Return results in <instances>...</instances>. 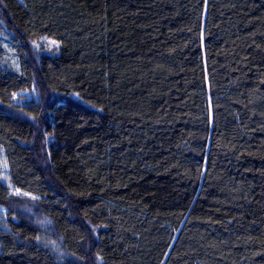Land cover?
Instances as JSON below:
<instances>
[{
  "label": "trees",
  "instance_id": "1",
  "mask_svg": "<svg viewBox=\"0 0 264 264\" xmlns=\"http://www.w3.org/2000/svg\"><path fill=\"white\" fill-rule=\"evenodd\" d=\"M0 35V264H264V0H0Z\"/></svg>",
  "mask_w": 264,
  "mask_h": 264
},
{
  "label": "rangeland",
  "instance_id": "2",
  "mask_svg": "<svg viewBox=\"0 0 264 264\" xmlns=\"http://www.w3.org/2000/svg\"><path fill=\"white\" fill-rule=\"evenodd\" d=\"M0 45H2L1 48H3L7 52V54L10 57H12L13 63L19 69L18 62L14 58L15 54H14L13 50L11 49L9 40L4 35H0ZM5 163L7 165L6 168H5ZM7 180H8V164H7L6 157L4 155L3 149L0 148V183L6 182ZM12 191L13 192L22 193V191H19L17 189L15 190L14 188H12ZM2 212H4V214H5L6 210L2 209Z\"/></svg>",
  "mask_w": 264,
  "mask_h": 264
},
{
  "label": "snow or ice",
  "instance_id": "3",
  "mask_svg": "<svg viewBox=\"0 0 264 264\" xmlns=\"http://www.w3.org/2000/svg\"><path fill=\"white\" fill-rule=\"evenodd\" d=\"M55 43V42H53ZM37 48H39V45H36ZM7 167L6 163H5V168ZM33 199H36V197H32Z\"/></svg>",
  "mask_w": 264,
  "mask_h": 264
}]
</instances>
